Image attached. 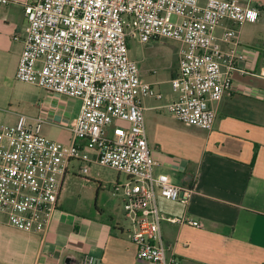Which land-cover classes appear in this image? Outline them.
<instances>
[{"label": "built area", "instance_id": "1", "mask_svg": "<svg viewBox=\"0 0 264 264\" xmlns=\"http://www.w3.org/2000/svg\"><path fill=\"white\" fill-rule=\"evenodd\" d=\"M24 9L17 80L82 104L69 144L45 136L42 117L20 114L13 125L0 127V212L14 228L44 234L71 163H80L83 175L92 164L110 167L127 177L114 182L111 192L130 222L138 263L177 264L169 254L172 247L162 241L161 223L203 225L189 217H166L160 210L159 197L188 204L195 189L155 172L141 99H161L162 94L141 77L129 39L182 44L170 81L179 98L167 109L185 126L211 131L215 104L238 91L233 73H248L236 27L257 22L260 10L253 0H26ZM227 22L232 26L225 27ZM255 75L264 78V69ZM94 261L88 254L76 264Z\"/></svg>", "mask_w": 264, "mask_h": 264}, {"label": "crops", "instance_id": "2", "mask_svg": "<svg viewBox=\"0 0 264 264\" xmlns=\"http://www.w3.org/2000/svg\"><path fill=\"white\" fill-rule=\"evenodd\" d=\"M9 1L0 3V127L13 125L20 114L42 117L43 134L69 144L82 101L17 80L26 0ZM253 5L260 10L258 21L236 27L248 73H233L238 91L215 104L211 131L185 126L167 109L179 98L173 88L163 91L178 61L169 79L141 76L162 94L161 99H141L155 172L195 189L188 204L159 197L160 210L166 217H189L203 225L161 223L162 241L172 247L169 254L177 264H264V78L255 75L264 69V0H253ZM223 31L218 28L216 36ZM70 174L71 165L66 179ZM126 179L118 176L114 182ZM65 182L44 234L20 231L0 212V264H76L88 254L94 264H139L131 225L121 217V201L102 198L101 204H93L89 196L71 201L64 195ZM114 182L107 187L110 191Z\"/></svg>", "mask_w": 264, "mask_h": 264}, {"label": "rangeland", "instance_id": "3", "mask_svg": "<svg viewBox=\"0 0 264 264\" xmlns=\"http://www.w3.org/2000/svg\"><path fill=\"white\" fill-rule=\"evenodd\" d=\"M180 48V43L173 40L160 39L141 44L137 36L129 39V54L132 59L138 62L141 76L147 78L152 76L158 80L171 78L178 61ZM165 88L172 90V85L167 84V86H164L163 91ZM155 89L160 92L159 88L155 87ZM79 166H81L80 163L72 162L71 174L65 180L64 195H67L71 201H75L79 196H89L93 204H101L102 198H107L109 201H121L107 187L110 183L116 181L118 176L123 180L126 177L124 174L110 167L93 164L90 174L83 175L79 171ZM98 189L100 190L99 200H97ZM122 211H124L123 206ZM121 217L124 223L129 226L130 222L125 220L123 213H121Z\"/></svg>", "mask_w": 264, "mask_h": 264}]
</instances>
